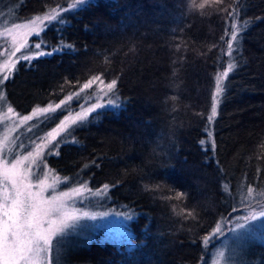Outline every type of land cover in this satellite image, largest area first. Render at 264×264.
I'll use <instances>...</instances> for the list:
<instances>
[{"label":"trees","instance_id":"1","mask_svg":"<svg viewBox=\"0 0 264 264\" xmlns=\"http://www.w3.org/2000/svg\"><path fill=\"white\" fill-rule=\"evenodd\" d=\"M5 1L18 21L66 3ZM94 3L61 26L74 52L30 66L21 62L3 85L9 104L25 114L63 100L93 75L118 80L122 107L92 113L73 130L76 143L62 144L47 161L74 183L98 190L107 184L105 206L133 216L126 223L129 238L114 243L99 230L73 239L64 264H210L220 238L204 245V237L222 220L230 231L243 188H264V0H239V23L247 26L210 127L214 153L203 151L201 140L209 146L214 77L226 63V14L215 11L221 6L193 10L191 0ZM42 35L51 47L60 33L50 27ZM65 113L45 118L42 133ZM181 191L186 197L166 198ZM245 254V264H264V240L250 243Z\"/></svg>","mask_w":264,"mask_h":264},{"label":"snow or ice","instance_id":"2","mask_svg":"<svg viewBox=\"0 0 264 264\" xmlns=\"http://www.w3.org/2000/svg\"><path fill=\"white\" fill-rule=\"evenodd\" d=\"M238 4L239 0L226 6L224 0H202L200 3H197V0H191L193 10H203L208 5L221 6L216 8L215 11L226 14L222 16L224 19V34L221 41L226 46L225 55L228 58H233L234 52L237 56L241 55V34L247 26V21L243 24L239 23ZM93 6H95L94 0H70V2L66 0L65 4L55 6L43 15H35L26 22L12 23L4 32H0V36L11 37L10 47L3 49L8 54L4 58L3 64L0 65V100L5 99L3 85L11 78L17 64L24 62L25 66H30L34 60L61 55L65 52L71 54L75 51L74 45L64 41L61 26L69 24L75 15ZM50 27L60 33L57 45L51 47L42 35ZM32 36L36 37V40L29 44V38ZM236 67L235 60L229 59L224 70L218 72L214 77V93L211 96L210 114L206 117L209 129L217 116L218 105L224 92L223 81ZM117 84V79L105 82L103 74L93 75L80 85L77 92L69 94L67 100L61 101L60 104L50 103L46 107H38L29 115H21L9 105L0 113V124L7 126L10 123L14 128L26 126V130L31 131L32 125L28 122L33 121L37 117V113L54 115L56 109H61V104H67V101H71L73 98L80 100L81 91L92 89V92L88 93L90 99L85 101L84 104H80V111L76 112L75 116L64 115L56 127L48 131L46 136L40 138L44 142L31 141L33 148L29 150L27 155L13 157V161L10 163L7 154L3 152L5 142H0V264H53V252H55V264H60V245L64 243V240H56L54 244V239L58 236H66L67 229H75L77 222L82 217L95 220L98 216L109 215L107 212L90 214L75 208L77 202L83 203L90 196H104L103 189L109 187L107 184L103 186V189L94 193L87 186V183L82 180L79 181L77 186L70 184L67 191L59 193H56L54 185H47V187L52 188L54 194L49 198H45L44 190L47 178L45 169L47 166L44 163L45 157L41 150L46 149L48 154L58 155L62 144L69 141L76 143L72 135L74 126H83L92 113H97L98 116L104 114L98 110H119L122 107V101L118 94ZM94 85L95 87H93ZM64 110L62 109V111ZM205 137L209 146L204 147L206 141L201 140L202 150L214 153L215 142L212 132L206 129ZM24 144V141L20 142L21 147ZM212 162L216 163L214 156ZM25 164L28 166L24 167ZM33 165L36 168L35 172L33 171ZM32 176H35L34 184L30 179ZM34 187L38 191H32ZM147 187L145 185V188ZM223 188L228 191L229 185L225 183ZM254 191L251 186L241 190L240 201L234 206L233 211H238L240 205L243 204L247 205L249 214L239 217L240 221L256 220L258 217H264V192L259 193L261 198L257 199L253 195ZM182 197H186V193L181 191L176 193L175 197L166 198L180 199ZM117 215L119 214L117 213ZM191 215L192 213L189 212L188 216ZM124 218L131 220L133 216L127 213L124 214ZM244 228L245 224L239 223L238 228H233L232 231L236 232ZM217 235H223V230L219 224L209 235L204 237L203 244L208 245L210 240ZM223 257L224 252L220 251L218 253V264L219 259Z\"/></svg>","mask_w":264,"mask_h":264},{"label":"rangeland","instance_id":"3","mask_svg":"<svg viewBox=\"0 0 264 264\" xmlns=\"http://www.w3.org/2000/svg\"><path fill=\"white\" fill-rule=\"evenodd\" d=\"M38 15H43V14H38ZM27 20L28 19L18 21L17 18L15 17L14 8H12L11 6H8L5 0H0V32H4V30L7 27H10L12 23L26 22ZM33 37L34 36L29 38V44L32 43L31 39ZM10 45H11V37H8L6 35L0 36V65L3 64L4 58L8 54L7 51H3V49L10 47ZM225 51H226V48L222 50L223 55H224L223 57H226V63H224L225 66L221 68L220 71L224 70V68L227 65V61L230 59L225 55ZM224 81H223V85H224ZM93 87H95V85ZM90 90L92 91V89ZM88 93H91L89 92V89L83 90L80 92V96H81L80 100L73 98V100L67 101V104H61V109H66V113L64 115L69 114V115L75 116L76 112L80 111V107H79L80 104H84L85 101L90 99ZM213 93H214V89H213ZM3 95L5 96V99L0 100V113H2L7 108V106L10 105L6 99L4 86H3ZM66 100H67V97H65L61 101H66ZM61 101L57 103H52V104H60ZM76 101H80V104H78V102ZM73 103H74V106H77V105L78 106L73 107ZM46 106H41V107H46ZM85 106L87 105L85 104ZM61 109H56L55 112H58ZM32 111H30L29 113L21 114V115H29L31 114ZM50 115L52 114L37 113V117H35L33 121L28 122L29 124L32 125L31 131H27L26 126H20L19 128H14L11 126L10 123L7 126L0 124V142H5L3 146V152L7 154V159L10 163L13 161V157H18V156L28 154L29 150L33 148L31 141H35L36 143L44 142L40 138L46 136L47 132L52 130L59 123L58 121L53 127H51L50 129L42 133L43 131L42 123L44 119L48 118ZM63 116L60 119H62ZM89 117L90 116H88L87 121ZM75 128L76 127L74 126V129ZM6 137H7V141H6ZM21 141L25 142L23 147L20 146ZM41 151L44 154V157H45L44 163L47 166L45 169L47 173V178L45 181L46 187L44 190L45 198H49L51 195L54 194L52 188L47 187V185H54L56 188V193L67 191L68 186L70 184L73 186L78 185L77 183L73 182V179L57 173L48 164L47 158L51 155H56V154H48L46 149H42ZM27 166H28L27 164L24 165V167H27ZM32 167H33V171L35 172L36 171L35 166L33 165ZM30 179L32 180L34 184L35 176L30 177ZM87 186L91 188L88 184ZM91 189L93 190V193L98 190V189H93V188ZM32 191H38V189L34 187ZM261 192H264V188L255 190L253 195L257 199H260L261 197L259 196V193ZM75 208L81 210V212L86 211V212H89L90 214L107 212L109 213V215L103 216V217L98 216L97 219L95 220H91L87 217H82L77 222V226L75 229H71V228L67 229L66 236L56 237L53 241L54 244L56 243V240H60V239L64 240V243L60 245V264H64L63 256H64V252L68 244H70L73 239L83 237L86 234H93L100 230L101 232H103V236H102L103 239H108L109 241H112L114 243H120L121 241L127 240L129 238V232L126 229V223L128 222V220L124 218V214H127V213L131 214V212L128 209L125 210L120 207L117 208V207L105 206V195L102 197H95L94 195L90 196L83 203L77 202L75 204ZM240 208L241 210L231 218L233 219V221L230 224L231 229L228 233H226L228 230L227 228L228 225L225 220L219 221L217 223L221 226L223 230V235H217L212 238V240L214 239L217 241L218 238H220V240L218 242L219 245L213 251L210 264H218V253L220 251L224 252V257L222 259H219V264H245L247 260L245 249L250 245V243L254 241L264 240V217H258L256 220L240 221L239 217L247 216L249 214L247 205L242 204L240 205ZM117 213L119 215H117ZM77 214L79 215L80 213L78 212ZM239 223H244L245 228L239 229L236 232L232 231L233 228H238ZM214 228L211 230V232L214 230ZM52 262L53 264H55V252H53L52 254Z\"/></svg>","mask_w":264,"mask_h":264}]
</instances>
